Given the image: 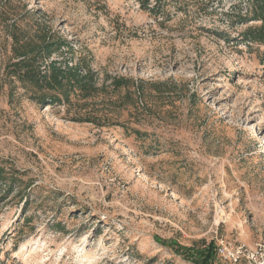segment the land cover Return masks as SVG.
Instances as JSON below:
<instances>
[{
	"label": "rangeland",
	"instance_id": "obj_1",
	"mask_svg": "<svg viewBox=\"0 0 264 264\" xmlns=\"http://www.w3.org/2000/svg\"><path fill=\"white\" fill-rule=\"evenodd\" d=\"M251 8L0 0V169L15 181L0 186V264H192L159 241L264 244V44L241 38L261 25L244 21ZM13 21L65 41L52 59L102 91L38 107L5 77Z\"/></svg>",
	"mask_w": 264,
	"mask_h": 264
},
{
	"label": "trees",
	"instance_id": "obj_2",
	"mask_svg": "<svg viewBox=\"0 0 264 264\" xmlns=\"http://www.w3.org/2000/svg\"><path fill=\"white\" fill-rule=\"evenodd\" d=\"M148 0H140L141 6ZM251 17H244V21H260L258 27L246 28L241 38L246 43L264 44V0H252ZM24 29L13 21L8 26V34L11 40V57L5 66V77L15 79L29 99L38 107H55L63 105L66 108L83 107L80 101L94 98L102 91L95 87L93 75L89 70L82 72L80 64L72 66L63 65L52 56L67 46L65 41L56 38L53 34L42 28L34 21L33 25ZM113 87L117 88L120 84ZM81 114V113H79ZM75 121L94 123L90 115H77ZM9 181L8 185L6 184ZM15 183L8 178L3 169H0V186H8V190ZM164 247L174 248V252L192 264H216L215 244L213 242L203 249L194 251L181 245L170 246L164 241H159Z\"/></svg>",
	"mask_w": 264,
	"mask_h": 264
},
{
	"label": "built area",
	"instance_id": "obj_3",
	"mask_svg": "<svg viewBox=\"0 0 264 264\" xmlns=\"http://www.w3.org/2000/svg\"><path fill=\"white\" fill-rule=\"evenodd\" d=\"M216 254L219 259L230 264H264V244L259 243L253 247L243 245L230 247L223 241L217 245Z\"/></svg>",
	"mask_w": 264,
	"mask_h": 264
}]
</instances>
